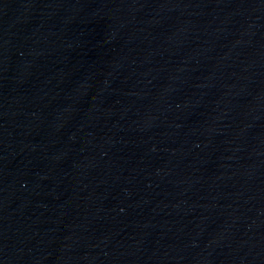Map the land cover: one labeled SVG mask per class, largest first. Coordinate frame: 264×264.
<instances>
[{
	"label": "water",
	"instance_id": "obj_1",
	"mask_svg": "<svg viewBox=\"0 0 264 264\" xmlns=\"http://www.w3.org/2000/svg\"><path fill=\"white\" fill-rule=\"evenodd\" d=\"M62 264H264V0H107Z\"/></svg>",
	"mask_w": 264,
	"mask_h": 264
}]
</instances>
